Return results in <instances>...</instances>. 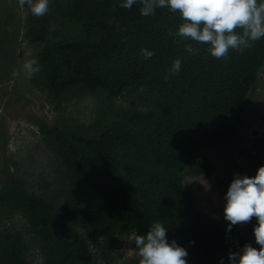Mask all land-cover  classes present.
Instances as JSON below:
<instances>
[{"label": "trees", "instance_id": "1", "mask_svg": "<svg viewBox=\"0 0 264 264\" xmlns=\"http://www.w3.org/2000/svg\"><path fill=\"white\" fill-rule=\"evenodd\" d=\"M0 1V90L8 95L31 47L39 71L28 82L55 112L51 121L28 116L55 159L36 189L7 158L0 118V264H33L31 253L42 264H115L121 244L136 248L135 236L155 222L187 249L188 264H219L245 244L260 247L255 217L228 232L224 205L212 214L199 208L183 178L211 174L200 154L237 136L260 87L264 38L218 59L175 35L179 12L144 17L139 0L131 9L122 0H50L41 17L18 0ZM145 49L154 55L145 58ZM177 59L181 70L172 74ZM89 96L91 114L79 118L73 105ZM252 147L264 152V138Z\"/></svg>", "mask_w": 264, "mask_h": 264}, {"label": "clouds", "instance_id": "2", "mask_svg": "<svg viewBox=\"0 0 264 264\" xmlns=\"http://www.w3.org/2000/svg\"><path fill=\"white\" fill-rule=\"evenodd\" d=\"M138 0H122L120 6L131 9ZM142 4L140 15L152 16L157 8H167L179 12L184 21L178 26L176 36L204 44L214 58H224L230 49L244 50L251 42L264 38V0H139ZM20 7L27 6L33 16H44L49 10L50 0H18ZM239 29L240 31H236ZM186 51H197L190 44ZM145 58L154 53L142 50ZM35 61L24 65L29 73L39 71L33 67ZM181 70V61L175 60L171 73ZM223 217L226 230L248 222L253 217L257 223L253 234L257 249L251 244L243 245L237 251H230L227 262L223 258L219 264H264V165L258 167L254 176L234 174L224 193ZM167 228L160 222L153 223L142 235L134 238L135 247L141 257L140 264H188L187 249L175 240L167 238Z\"/></svg>", "mask_w": 264, "mask_h": 264}, {"label": "rangeland", "instance_id": "3", "mask_svg": "<svg viewBox=\"0 0 264 264\" xmlns=\"http://www.w3.org/2000/svg\"><path fill=\"white\" fill-rule=\"evenodd\" d=\"M8 2L11 4V0ZM2 5L0 1V21ZM14 11L20 14L16 18V23L22 25L23 14L19 13L17 8ZM31 53V47H26L22 57L18 59L17 66L13 70L14 78L6 87L8 95L4 96L0 90V118L3 119L2 125L8 139L7 158L12 157L15 160L22 175L31 181L36 189L38 184L50 180L55 159L39 139L37 128L28 116H38L51 121L55 112L44 95L32 88L28 82L30 73L24 65L33 61ZM260 78V87L254 100L247 105L244 122L234 141L224 148H215L200 154L204 157V161L212 166L211 174L190 175L183 178V184L194 197L197 206L207 213L212 214L219 206L224 205V193L234 174L254 176L258 167L264 165V152L257 153L252 147L253 141H263L264 138V118L261 117L264 115V70L260 73ZM11 93L19 94V100L14 101L15 96ZM95 99L89 96L88 100L73 105L72 109L76 110L74 113L79 118L89 117ZM119 103L127 105L126 100ZM254 130H257V133H254ZM257 157L260 161L256 160ZM1 165L2 157L0 167ZM91 248L96 249L94 243L91 244ZM120 252L122 259L117 260L115 264H125L123 261L126 259L134 260L126 264H140L141 257L138 255V250L131 247L128 242L121 244ZM30 255L33 264H42L38 254Z\"/></svg>", "mask_w": 264, "mask_h": 264}]
</instances>
